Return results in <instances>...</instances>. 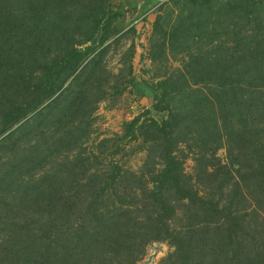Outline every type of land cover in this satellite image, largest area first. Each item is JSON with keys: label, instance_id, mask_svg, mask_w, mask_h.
Listing matches in <instances>:
<instances>
[{"label": "rangeland", "instance_id": "obj_1", "mask_svg": "<svg viewBox=\"0 0 264 264\" xmlns=\"http://www.w3.org/2000/svg\"><path fill=\"white\" fill-rule=\"evenodd\" d=\"M0 264H264V0H0Z\"/></svg>", "mask_w": 264, "mask_h": 264}, {"label": "trees", "instance_id": "obj_2", "mask_svg": "<svg viewBox=\"0 0 264 264\" xmlns=\"http://www.w3.org/2000/svg\"><path fill=\"white\" fill-rule=\"evenodd\" d=\"M176 163L174 159L169 156V162L166 166V170L164 172V177L166 182H172V183H177L178 179L176 177Z\"/></svg>", "mask_w": 264, "mask_h": 264}]
</instances>
